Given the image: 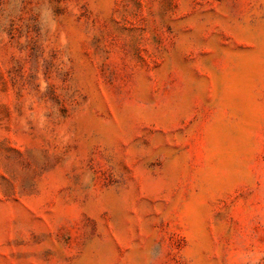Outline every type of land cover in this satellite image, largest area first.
Listing matches in <instances>:
<instances>
[{"label":"rangeland","instance_id":"rangeland-1","mask_svg":"<svg viewBox=\"0 0 264 264\" xmlns=\"http://www.w3.org/2000/svg\"><path fill=\"white\" fill-rule=\"evenodd\" d=\"M0 264H264V0H0Z\"/></svg>","mask_w":264,"mask_h":264}]
</instances>
